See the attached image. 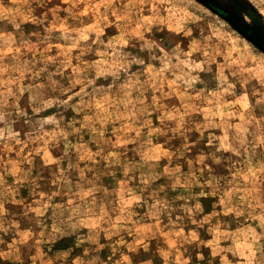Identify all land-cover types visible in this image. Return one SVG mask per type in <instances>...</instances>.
<instances>
[{
	"label": "rangeland",
	"instance_id": "374dc122",
	"mask_svg": "<svg viewBox=\"0 0 264 264\" xmlns=\"http://www.w3.org/2000/svg\"><path fill=\"white\" fill-rule=\"evenodd\" d=\"M0 264H264V0H0Z\"/></svg>",
	"mask_w": 264,
	"mask_h": 264
}]
</instances>
